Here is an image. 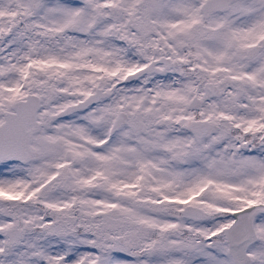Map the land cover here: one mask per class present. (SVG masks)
Segmentation results:
<instances>
[{"label": "snow or ice", "instance_id": "snow-or-ice-1", "mask_svg": "<svg viewBox=\"0 0 264 264\" xmlns=\"http://www.w3.org/2000/svg\"><path fill=\"white\" fill-rule=\"evenodd\" d=\"M0 264H264V0H0Z\"/></svg>", "mask_w": 264, "mask_h": 264}]
</instances>
